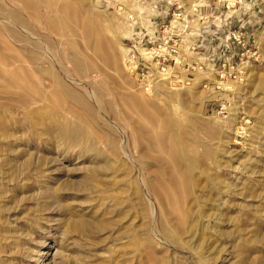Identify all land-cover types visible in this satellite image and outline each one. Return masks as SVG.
Here are the masks:
<instances>
[{
  "label": "rangeland",
  "instance_id": "rangeland-1",
  "mask_svg": "<svg viewBox=\"0 0 264 264\" xmlns=\"http://www.w3.org/2000/svg\"><path fill=\"white\" fill-rule=\"evenodd\" d=\"M84 6L95 43L70 39L80 41L86 59L43 28V19L32 24L55 68L90 95L93 118L69 101L81 115L64 106L59 134L46 127L52 119L28 114L50 105L39 94L29 101L0 94V264H264V0ZM172 6L194 28H204L198 12L212 31L231 21L230 52L221 46L226 27L195 49L202 37L186 31L176 64L142 78L128 48L157 16L162 40L166 31L177 32L172 14L161 25ZM78 55L86 60L82 70L73 62ZM48 82L40 83L50 91ZM157 115L176 124L162 118L158 125ZM153 130L179 144L156 146L148 137ZM172 148L183 151L190 170L187 181L164 194L153 189L155 158ZM95 164L106 171L87 190L82 179Z\"/></svg>",
  "mask_w": 264,
  "mask_h": 264
},
{
  "label": "bare ground",
  "instance_id": "bare-ground-1",
  "mask_svg": "<svg viewBox=\"0 0 264 264\" xmlns=\"http://www.w3.org/2000/svg\"><path fill=\"white\" fill-rule=\"evenodd\" d=\"M86 1L9 0L13 4L9 6L0 0V94L16 96L26 101H29L28 99L34 96L32 93L36 92V96L39 94V101L41 102V99L44 102L48 101L50 105L39 107V109L31 111L28 114L32 117L37 115L45 122L47 118L52 119L51 123H49L52 128L49 126L46 127L59 132V134H63L65 123H61L56 118L60 116V110L62 108L64 109V106H67L65 109L68 112H72L77 116L81 115L71 105L68 106L69 101L79 103L82 106L81 108L92 116V118L94 116L93 107L89 103V98L86 100L90 95L87 96L85 89L83 88V90L77 86L80 82L76 83L75 80L72 81L73 78L71 80L68 73L60 70V68L56 69L58 67L55 68L56 61L49 53L46 55L47 52L45 53L43 51L44 48L41 47L45 42L41 44L38 39L40 36H34L32 22H41L43 19L41 23L43 28L53 34L59 35L72 49L81 55L84 48L80 41L76 39L71 40L70 38L79 37L81 39H87L89 43H95L93 39H96V34L93 33V27L90 28L91 25L88 26L85 21L86 14L89 12L88 7L84 6ZM41 9L43 13H41ZM89 31L91 33H88ZM79 55L74 56L73 62L77 69L82 70L86 64V60L80 59ZM81 56L83 57V54ZM83 58L86 59L87 56L85 55ZM47 61L48 65H46ZM150 78L151 76L146 79L149 80ZM42 80L51 82L52 89L50 91L41 87L40 82ZM13 87H20L23 89V93L18 94V92L13 91ZM80 91L84 92V94L86 93L85 96ZM165 117L157 115L153 116V119L158 125L163 121L162 118L164 121H167L166 124L169 127H173L176 124L174 121L175 118L171 117V115L168 118ZM157 133L160 132L153 130V135H148L156 146L177 145L178 137L173 138V141L169 144V140L168 142L166 139L163 140L160 134L157 135ZM173 148L171 149L173 151H171L168 157L155 158L158 161L157 168L153 172V176L155 177L153 189L155 188L164 194H172V191L178 188L183 181H187V176L189 175L188 170H190V164L184 156L183 151ZM105 164L107 165V163ZM145 165L147 169H150L148 163ZM101 167L99 164H95L85 171L82 179V186L85 189L93 190L97 173L104 169H101ZM106 198L108 197L106 196Z\"/></svg>",
  "mask_w": 264,
  "mask_h": 264
},
{
  "label": "built area",
  "instance_id": "built-area-1",
  "mask_svg": "<svg viewBox=\"0 0 264 264\" xmlns=\"http://www.w3.org/2000/svg\"><path fill=\"white\" fill-rule=\"evenodd\" d=\"M174 6V5H173ZM173 6L172 7H167L165 10V14L163 15L161 25L166 27L167 19H169V15L172 14L173 19L169 20V24L171 23H176L175 28L177 29V32L173 33L171 32L169 34L168 31L166 35L162 40V38L158 35V26L159 23L157 21L159 20V16H157L154 20V24L151 25L153 28L147 33H143L142 37L139 35L140 40L138 43L133 44L131 47H129V54L133 57V59H137V66L135 69L136 73H140L139 75L142 76V78H148L152 74V70L154 67H157L160 71H167L169 67L172 66V64H176L178 57L180 56V45L183 42V38L180 39V37L185 33L186 31H190V34H197L198 36H201L202 39L200 43L195 44L194 42L192 43L191 47L192 49H195L196 47H201L205 39L208 40L209 36L217 35L220 31H222L223 27H226L222 32H228V34L225 36L223 46L225 51L230 52L231 46L229 44V41L233 38L236 37L235 33L231 31L232 29V22L231 21H225L224 26L223 23H221V27L218 29H214L212 31V27L209 24H206L205 20H207L208 16H203L201 12H198V19H203L204 21L202 22L204 24V28H194L192 25V22L189 21L186 15H184L181 11H173ZM181 6H177L176 9H180ZM194 12H197V8L194 7ZM196 14V13H195ZM223 13L221 12L220 15ZM152 23V22H151ZM206 24V25H205ZM170 26V25H169ZM242 27H240L241 30ZM212 31V33H210ZM242 33V32H240ZM184 36V35H183ZM240 37V36H239ZM213 39V38H212ZM180 40V41H179ZM173 42V43H171ZM240 43V42H239ZM204 45V44H203ZM190 48V47H189ZM145 51V53L150 54L149 59H145L143 56V53L140 52ZM136 52L139 53L138 57L136 56ZM136 56V57H135ZM174 61V63H173ZM188 65V64H187Z\"/></svg>",
  "mask_w": 264,
  "mask_h": 264
}]
</instances>
